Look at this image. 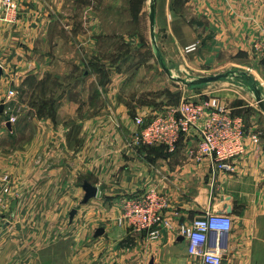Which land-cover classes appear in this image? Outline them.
<instances>
[{
    "label": "crops",
    "instance_id": "0c3cea01",
    "mask_svg": "<svg viewBox=\"0 0 264 264\" xmlns=\"http://www.w3.org/2000/svg\"><path fill=\"white\" fill-rule=\"evenodd\" d=\"M15 1L16 22H0V104L17 89L11 105L18 115L17 123L5 124L0 106V198L7 204L0 216V264H44V253L62 250L65 264L191 263L186 241L175 233L162 229L160 238L151 240L146 232L119 225L123 201L149 191L167 197L163 215L176 224L210 211L228 214L233 228L227 264H264V239L258 237L264 234L259 128L264 115L245 120L246 151L233 161L231 173L216 169L209 157H197L195 131L173 153L163 145L132 144L136 117L149 121L186 98H216L230 108L226 79L214 87H191L177 74L245 69L242 63L252 57L255 43L264 41V0H177L175 15L171 0L162 12L157 0L154 32L148 2L147 32L133 30L124 39L161 36L176 44L179 54L155 56L162 73L151 59L147 67L144 52L123 56L102 50L103 42L116 40L121 26H135L131 18L119 19L120 10L130 9L123 0ZM106 9L112 13L102 18ZM181 9L190 17L181 18ZM192 44H198L196 51H179ZM55 79L49 88L53 97L43 91L47 97L36 104L22 99L31 80L36 90ZM22 116L31 119L32 132L22 130ZM255 134L259 143L251 140ZM86 182L98 194L82 204Z\"/></svg>",
    "mask_w": 264,
    "mask_h": 264
},
{
    "label": "built area",
    "instance_id": "2783aa9c",
    "mask_svg": "<svg viewBox=\"0 0 264 264\" xmlns=\"http://www.w3.org/2000/svg\"><path fill=\"white\" fill-rule=\"evenodd\" d=\"M19 3L15 0H0V22L14 23L17 20ZM198 45H189L187 52L197 50ZM255 49L264 55V41L255 43ZM17 89H10L0 106L4 107V123L15 124L18 115L12 112V102ZM137 129L132 136L134 146L163 145L175 152L180 140L197 132L200 136L197 157H209L216 169L234 172L233 161L246 151L248 131L245 119L234 115L230 108L216 98H186L175 109L154 116L146 121L136 117ZM254 143L260 142L259 135L250 136ZM169 200L154 191L137 197L126 198L122 203L119 225H127L132 232H146L151 240L160 238L162 229L175 233L186 241L187 254L191 263L182 264H227L230 253V237L233 219L226 213L207 212L191 223L176 224L164 217ZM7 204L0 198V216Z\"/></svg>",
    "mask_w": 264,
    "mask_h": 264
},
{
    "label": "rangeland",
    "instance_id": "374dc122",
    "mask_svg": "<svg viewBox=\"0 0 264 264\" xmlns=\"http://www.w3.org/2000/svg\"><path fill=\"white\" fill-rule=\"evenodd\" d=\"M127 2L125 5L126 7H129V11L127 10H120V15L119 19L121 22L126 21L127 19L131 18L135 22V26L133 28L131 27L130 29L128 27H120V34H116V40L112 42H103L102 45V50L108 51V50H113L115 52V55H123V56H128L130 53H134V51L137 50V55H141V53L144 52V59H147V67H149L148 62L154 63L153 65L158 67L162 73V68H160V64L157 62V59L155 56L158 54L165 53L167 55H172L171 52L175 54H179L177 45L174 44L173 42H168L164 41V39L160 36L156 38V41H151L148 39V36H143V40L141 41H133V42H125V36H130L133 34V30H135L138 33H144L147 32V22H148V11H147V3L150 2V0H123ZM172 3H174V15L177 14V0H171ZM167 0H158L159 3V10L162 12L164 8L163 3H166ZM146 8V13H144V9ZM176 9V10H175ZM101 17L104 18L108 17V14L111 15L112 12L106 10L101 11ZM128 13L130 14V17H128ZM124 14V15H123ZM181 18H188L190 17L191 12H188L187 10L181 9L180 13H178ZM111 18V17H110ZM108 18V19H110ZM161 25V24H160ZM161 27V26H160ZM111 28L110 31H117V27H109ZM130 30V31H129ZM174 30V34H175ZM130 34V35H129ZM140 37V36H139ZM146 38V39H145ZM198 45V44H197ZM180 48L179 51L185 53H191L187 52L186 48ZM198 49V48H197ZM196 51V50H195ZM254 54V55H253ZM108 59V58H106ZM111 59V58H109ZM182 60L181 58H179ZM246 60V59H245ZM116 61V57H115ZM245 66L244 68H241L240 66L237 67H229L226 66L223 69L219 71H223L220 73H210L206 76L210 75H216V74H221V73H227L229 70H231L230 73V78L225 80L224 86L226 91L225 93L230 95L229 98H227V103L229 107L235 112L240 115H242L246 122L248 123V119H251L252 117L256 115H264V111L260 107L259 101H258V95H260L264 99V55L261 53L259 50L253 48V53L252 57H250L246 62L242 63ZM170 65H174V62L170 63ZM242 66V65H241ZM218 68V67H217ZM214 67V69H217ZM246 68H249L250 71H247ZM190 75L187 74H177L180 78L186 79L188 81H193L194 79L198 78L201 76V74L198 73H189ZM176 75V74H174ZM250 78H253L254 80H250ZM55 79L54 82L50 81L49 83H46L45 85H42L44 89H36L34 90L33 88V80H31L30 83V88L28 87L27 92L25 95H21L22 99L27 100L30 104H36L37 100L39 98H44L47 96L53 97V93H55L53 90L49 91V88L52 86H55L56 83ZM219 83V82H217ZM217 83H211L210 86L214 87L219 84ZM221 83V82H220ZM35 86V85H34ZM43 91L47 92V96ZM229 99V100H228ZM27 115V113L25 114ZM25 120V121H24ZM28 117H25L23 119V116L21 118V125H22V130H28L32 132V123L31 119L28 121ZM259 128L262 130L264 135V121L259 122ZM259 238L264 239V234L258 235ZM50 252H46L43 254V263L44 264H65V253L64 250L62 252L56 254H50ZM54 258V259H53ZM56 258V259H55Z\"/></svg>",
    "mask_w": 264,
    "mask_h": 264
},
{
    "label": "water",
    "instance_id": "95a60500",
    "mask_svg": "<svg viewBox=\"0 0 264 264\" xmlns=\"http://www.w3.org/2000/svg\"><path fill=\"white\" fill-rule=\"evenodd\" d=\"M151 3V16H150V21H151V30L154 32L155 31V27H156V3L157 0H150ZM164 29H159V32H164ZM165 71H167V73L170 75V71L164 66ZM3 75V68L0 65V76ZM230 76V73H221V74H216V75H210V76H200L196 79H194L193 81L187 82L186 80H182L183 83H185L188 86L191 87H201V86H205L211 83H216L219 81H222L224 79H228ZM250 80H254L253 78H250ZM259 99V104L260 107L262 108V110L264 111V99H261L262 97L260 95H258ZM2 110V108L0 109V111ZM86 195L84 197V200L82 202V204H86L87 202H89L92 198H95L98 194V188L89 184V183H84L83 186ZM77 213V210L74 209L71 212V220L74 219L75 215ZM227 213H231V209H228ZM99 232H102V229H100Z\"/></svg>",
    "mask_w": 264,
    "mask_h": 264
}]
</instances>
